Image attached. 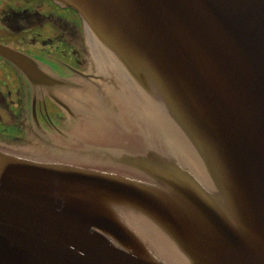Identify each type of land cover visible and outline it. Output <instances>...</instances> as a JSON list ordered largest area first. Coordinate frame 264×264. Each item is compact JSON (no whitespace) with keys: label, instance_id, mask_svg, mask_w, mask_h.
<instances>
[{"label":"water","instance_id":"water-1","mask_svg":"<svg viewBox=\"0 0 264 264\" xmlns=\"http://www.w3.org/2000/svg\"><path fill=\"white\" fill-rule=\"evenodd\" d=\"M62 75L0 57L64 127L0 140V264H264V0H54Z\"/></svg>","mask_w":264,"mask_h":264},{"label":"flooded vegetation","instance_id":"flooded-vegetation-1","mask_svg":"<svg viewBox=\"0 0 264 264\" xmlns=\"http://www.w3.org/2000/svg\"><path fill=\"white\" fill-rule=\"evenodd\" d=\"M82 19L54 0H0V42L70 75L84 64ZM38 121L64 127L63 112L48 98L33 95L23 75L0 57V140L18 143Z\"/></svg>","mask_w":264,"mask_h":264}]
</instances>
